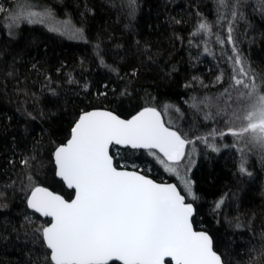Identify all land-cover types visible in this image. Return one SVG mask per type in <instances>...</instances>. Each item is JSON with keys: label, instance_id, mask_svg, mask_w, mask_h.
<instances>
[{"label": "trees", "instance_id": "obj_1", "mask_svg": "<svg viewBox=\"0 0 264 264\" xmlns=\"http://www.w3.org/2000/svg\"><path fill=\"white\" fill-rule=\"evenodd\" d=\"M123 3L126 0H0L13 12L50 9L53 25L55 21H70L83 29L85 37L69 39L44 25H29L24 19L16 27L8 13L0 14V185L11 183L21 171L17 163L14 172L7 161L28 155L39 141V158L45 167L37 173L36 182L70 199L73 191L54 175V163L48 161L54 146L68 139L82 111L103 108L129 118L142 107H156L165 123L188 133V139L216 127L203 118L209 109L190 107V98L214 96L222 90L220 86L204 89L199 84L192 88L184 85L192 77L211 85L219 72H225L226 79L231 74L227 62V56L232 55L230 45L221 48L215 36H191L201 16L212 25L213 33L226 35L227 25L217 23V0H137L134 18L128 16L126 7L121 9ZM259 4L260 0H240L238 10L243 18H237L234 36L248 66L264 74V12ZM226 14L230 18V12ZM205 39L211 54L203 50ZM33 64L39 71L32 70ZM13 68L15 76H7ZM133 70L136 76H131ZM45 75L51 78L49 87L56 90V96L44 87ZM69 75L74 81L71 84L67 82ZM85 84L89 85L87 91ZM104 85H108V95H98L106 90ZM125 88L129 95L121 96ZM164 105L172 107L165 113ZM219 125L223 130V124ZM210 142L219 151L195 142L194 163L186 174L197 197H186L194 205L193 225L211 236L214 250L227 264H248L250 255L258 256L264 246V154L249 151L245 167L251 175H242L238 171L241 153L230 147L234 138L217 137ZM111 154L117 167L136 164L139 171L157 181L176 183L143 150L113 148ZM23 196L17 182L16 190L9 189L3 201L8 207L0 209V264L46 262V250L33 242L31 228L22 225L26 215L34 221L33 227L48 219L27 209ZM221 197L224 204L214 212V204ZM237 219L243 227L235 226ZM253 248L256 251L250 253Z\"/></svg>", "mask_w": 264, "mask_h": 264}, {"label": "snow or ice", "instance_id": "obj_2", "mask_svg": "<svg viewBox=\"0 0 264 264\" xmlns=\"http://www.w3.org/2000/svg\"><path fill=\"white\" fill-rule=\"evenodd\" d=\"M239 4L240 0H217V23L223 21L227 25L224 37L213 33L212 25L200 13L197 16L201 18L191 33L193 37L199 34L209 38L215 36V42L221 48L231 46L232 55L227 56L230 76L226 79L225 72L221 71L211 85L199 77H192L184 85L192 88L199 84L204 89L220 86L222 90L214 96L199 100L191 97L190 107L199 111L203 105L209 109L204 113V120L223 124V130L213 127L205 135L188 139V133L166 126L161 111L152 106L142 107L128 119H122L111 110L82 111L71 126L66 143L55 145L48 161L54 163V175L74 191L71 200L36 182L37 173L45 167L39 158L42 147L39 141L28 155H22L18 161H7L14 172L17 163L21 171L16 172V179L11 183L0 185V209L8 207L3 202L7 199V191L16 190L19 182L26 208L41 217L51 218L50 222L46 220L33 227L34 221L26 215L22 225L31 228L35 237L33 242H39L46 250L45 264H227L223 255L214 250L211 236L205 231L194 230L195 209L186 196L193 200L197 197L191 181L181 176L180 169L185 158L195 152L194 147L191 152L186 151L187 145L201 142L217 152L219 148L210 142L217 137L234 138L230 147L241 153L238 171L242 175H251L245 167V155L249 151L258 150L264 154V74L251 69L237 47L234 25L237 18H243ZM125 7L128 16L134 18L137 0H126L121 9ZM259 9L264 12V0H260ZM3 13H8L16 27L24 19L29 25H44L48 31L69 39H85L83 29L75 28L70 21H55L53 25L54 14L50 9L25 14L19 10L10 11L0 4V14ZM8 35L12 36V32ZM203 43L204 52L211 54L209 40L205 39ZM100 62L104 64L102 58ZM32 70L39 71L38 66L33 64ZM136 75L133 70L131 76ZM7 76H15V69ZM120 79L123 81V77ZM45 81L44 87L56 96V90L49 87L51 78L45 75ZM67 82H74L70 75ZM83 88L87 91L89 85L85 84ZM104 88L106 90L98 95H108V85ZM120 95H129L127 88ZM170 107L163 106L165 113ZM27 115L35 119L31 113ZM113 148L143 150L166 172L182 180L184 194L176 184L156 183L142 174L136 164L125 163L117 167L111 154ZM192 163L194 161H188L189 165ZM190 170V167L184 169L185 176ZM224 200L221 197L215 202L214 212L222 208ZM235 226L243 227L238 219ZM255 251L253 248L250 253ZM262 262L264 246L258 256L250 255L248 264Z\"/></svg>", "mask_w": 264, "mask_h": 264}, {"label": "rangeland", "instance_id": "obj_3", "mask_svg": "<svg viewBox=\"0 0 264 264\" xmlns=\"http://www.w3.org/2000/svg\"><path fill=\"white\" fill-rule=\"evenodd\" d=\"M216 127H218V128H221L222 126H220L219 124H217L216 125ZM194 147V145L192 144V145H187L186 146V151H188V152H191V149ZM255 152L257 151V150H254ZM193 157H194V152H192L191 153V156L190 157H186L185 158V161H184V165L181 167V169H180V173H181V176H184L186 179H187V177L185 176V171H184V169L186 168V167H191L192 166V164L191 165H189L188 164V161L189 160H192L193 161ZM163 167V166H162ZM189 171H187V173H188ZM168 173V172H167ZM186 173V174H187ZM170 174V173H169ZM174 178H175V180H176V183L180 186V188H182V191H183V183H182V180L181 179H178L177 178V176L176 175H173V174H171ZM184 194V193H183ZM187 197V196H186ZM188 199H191V197H187Z\"/></svg>", "mask_w": 264, "mask_h": 264}, {"label": "water", "instance_id": "obj_4", "mask_svg": "<svg viewBox=\"0 0 264 264\" xmlns=\"http://www.w3.org/2000/svg\"><path fill=\"white\" fill-rule=\"evenodd\" d=\"M94 109H103V108H94ZM94 109H90V110H87V111H91V110H94ZM104 110H108V109H104ZM116 114V113H115ZM131 117V116H130ZM129 117V118H130ZM122 118V117H121ZM122 119H128V118H122ZM162 119L164 120V117H163V115H162ZM164 122H165V120H164ZM166 126H168L167 124H166ZM69 138V137H68ZM67 141V140H66ZM66 141L64 142V143H66ZM131 170V169H130ZM143 174V173H142ZM145 175V174H144ZM147 176V175H146ZM148 178H150V179H152V180H154L156 183H168V184H176V183H174L173 181H157V180H155V179H153V178H151L150 176H147ZM58 178V177H57ZM59 180H61L60 178H58ZM62 181V180H61ZM63 182V181H62ZM64 183V182H63ZM65 186H66V188H68L67 187V185L66 184H64ZM44 187V186H43ZM178 187V186H177ZM47 188V187H46ZM69 189V188H68ZM48 190L49 191H51V192H53L54 194H57V195H60L59 193H56V192H54V191H52V190H50L49 188H48ZM70 190H72V189H70ZM73 191V190H72ZM60 196H62V195H60ZM63 197V196H62ZM74 197V191H73V196L70 198V199H66V200H71L72 198ZM64 198V197H63ZM65 199V198H64ZM188 202V201H187ZM189 203H191V202H189ZM193 207H194V205H193ZM31 210V209H30ZM195 213V212H194ZM37 214V213H36ZM39 215V214H38ZM41 217V216H40ZM42 218H44V219H48V221L50 222V219L51 218H46V217H42ZM193 227H194V225H193ZM194 230H196V231H204V230H200V229H196L195 227H194ZM206 232V231H205ZM214 248V247H213ZM116 263H118L119 264V262H116Z\"/></svg>", "mask_w": 264, "mask_h": 264}]
</instances>
